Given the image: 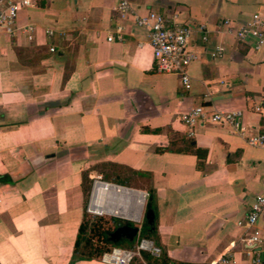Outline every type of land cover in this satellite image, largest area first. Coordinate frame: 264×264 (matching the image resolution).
<instances>
[{
  "label": "crops",
  "instance_id": "0c3cea01",
  "mask_svg": "<svg viewBox=\"0 0 264 264\" xmlns=\"http://www.w3.org/2000/svg\"><path fill=\"white\" fill-rule=\"evenodd\" d=\"M126 1L137 14L174 12L208 29L203 45L197 34L190 41L198 59L186 67L189 89L177 73L155 69L144 30L114 11L119 0H33L17 12L15 29L0 33V176L8 180L0 183V264H70L85 205L82 173L145 179L157 247L170 260L252 264L236 221L264 195V149L223 125L188 127L180 115L197 105L238 110L243 124L264 132V45L253 50L215 31L223 18L237 26L264 14V0ZM29 24L30 39L21 29ZM215 44L223 54L211 59ZM129 186L111 187V212L138 221L146 187ZM104 191L95 187V212ZM256 227L264 263V208Z\"/></svg>",
  "mask_w": 264,
  "mask_h": 264
},
{
  "label": "built area",
  "instance_id": "2783aa9c",
  "mask_svg": "<svg viewBox=\"0 0 264 264\" xmlns=\"http://www.w3.org/2000/svg\"><path fill=\"white\" fill-rule=\"evenodd\" d=\"M32 4L33 0H0V33H11L15 29L17 12L22 8L32 6ZM114 11L119 19L124 20L130 17L133 24L144 30L155 69L158 72L177 73L183 88L189 89L190 78L186 73V67L198 59V52L190 46V41L195 34H197L201 45L208 41L209 31L205 25L196 24L192 26L180 22L176 19L174 12L164 14L149 9L143 14H137L126 0H119L114 6ZM21 29L27 33V38L30 39L34 27L29 24L21 27ZM121 31V26H115L114 33L118 40H121ZM215 31L230 34L235 41L249 43L253 50H257L264 45V14L252 13L246 21L237 26L228 18H223L217 22ZM45 34L50 37L53 35V30L48 28L45 30ZM112 39V35L106 37L107 41ZM48 51L53 52V47L49 46ZM222 54L223 47L221 44H215L208 51L211 59L220 58ZM253 111L259 113L261 109L259 106H255ZM180 121L188 127L203 122L223 125L230 132L242 136L246 144L264 149V132L243 124L241 122V111L207 109L206 106L197 105L182 113ZM192 134V129H189L188 135ZM114 185L117 186V184L102 180L98 175L92 178L86 211L94 215L107 213L115 216L111 212L117 201L116 192L111 190V186ZM98 186H102L105 193L98 198L100 211L95 212L92 209L91 197L95 187ZM111 205L113 206L110 207ZM263 208L264 195L256 194L252 197L242 218L236 221V225L243 229L239 240L249 253L252 264H264L259 253L260 234L256 227L257 217ZM140 251L157 256L160 250L152 240L142 237L136 239L132 249L112 247L109 251L103 252L99 261L105 264H129L133 257L139 256ZM226 261L225 258L220 259L222 264Z\"/></svg>",
  "mask_w": 264,
  "mask_h": 264
},
{
  "label": "trees",
  "instance_id": "16d2710c",
  "mask_svg": "<svg viewBox=\"0 0 264 264\" xmlns=\"http://www.w3.org/2000/svg\"><path fill=\"white\" fill-rule=\"evenodd\" d=\"M201 149H196L194 154L197 159L201 158ZM82 190L84 197L89 192V183L92 181L88 178L86 173H82ZM105 180V179H104ZM8 181L5 176H0V183ZM113 183L130 187L129 182L122 181L120 179H114ZM88 184V186H86ZM146 199L144 203V209H151L153 211V221L147 224L143 218L139 227L137 238H148L152 240L154 245L157 246V233L155 225V210H154V189L148 186L145 190ZM125 223L131 225L130 221L122 220L115 216L109 215H91L84 209L81 215L79 225L73 241L72 253L70 258V264L77 260H99L101 254L105 251H109L112 247H116V244L120 243L121 239L117 242H111L107 236L112 232L116 226ZM135 238L131 241L123 239L125 246L123 248L132 249L135 245ZM181 264L170 260L164 251H159L157 256H152L147 252H139V256H135L131 259L129 264ZM190 264V263H186Z\"/></svg>",
  "mask_w": 264,
  "mask_h": 264
},
{
  "label": "water",
  "instance_id": "95a60500",
  "mask_svg": "<svg viewBox=\"0 0 264 264\" xmlns=\"http://www.w3.org/2000/svg\"><path fill=\"white\" fill-rule=\"evenodd\" d=\"M144 219L146 220L147 224H150L153 221V211L151 209L145 210ZM138 231V226H130L122 223L116 226V228L108 234L107 238L111 242H117L122 238L131 241L137 235Z\"/></svg>",
  "mask_w": 264,
  "mask_h": 264
},
{
  "label": "rangeland",
  "instance_id": "374dc122",
  "mask_svg": "<svg viewBox=\"0 0 264 264\" xmlns=\"http://www.w3.org/2000/svg\"><path fill=\"white\" fill-rule=\"evenodd\" d=\"M102 180H103V178H102ZM111 183H113V182H111ZM115 184V183H114ZM129 184L130 185H138V186H142V187H148V184H146V180L145 179H138V181L137 180H135L134 178L133 179H131L130 181H129ZM86 186H88V184L86 185ZM91 186V182L89 183V187ZM90 190V189H89ZM139 192H141L142 193V196H143V207H142V209H141V211H140V217H139V220L138 221H133V220H131V219H129V218H126V217H121V216H118V215H115V217H118V218H120V219H122V220H126V221H130V223H132L133 225H135V226H138V227H140V225H141V223H142V220H143V218H144V212H145V209H144V203H145V199H146V192H145V190H141V191H139ZM88 198H89V192L86 194V196H85V205H84V210L86 211V205H87V202H88ZM113 205H111L110 207H112ZM131 212V208L129 207V209H127V213H129V212ZM87 212V211H86ZM88 213V212H87ZM88 214H91V213H88ZM91 215H94V214H91ZM100 215H109V216H112V215H110V214H107V213H102V214H100ZM125 246V242L123 241V239H121V241H120V243H118V244H116V247H120V248H123Z\"/></svg>",
  "mask_w": 264,
  "mask_h": 264
},
{
  "label": "bare ground",
  "instance_id": "6f19581e",
  "mask_svg": "<svg viewBox=\"0 0 264 264\" xmlns=\"http://www.w3.org/2000/svg\"><path fill=\"white\" fill-rule=\"evenodd\" d=\"M111 187H113V188H114L115 186H111ZM116 205H117V202H115V204H114V206H113V207H116Z\"/></svg>",
  "mask_w": 264,
  "mask_h": 264
},
{
  "label": "flooded vegetation",
  "instance_id": "af4514ba",
  "mask_svg": "<svg viewBox=\"0 0 264 264\" xmlns=\"http://www.w3.org/2000/svg\"><path fill=\"white\" fill-rule=\"evenodd\" d=\"M131 225H133V224H131ZM131 225H130V226H131Z\"/></svg>",
  "mask_w": 264,
  "mask_h": 264
}]
</instances>
